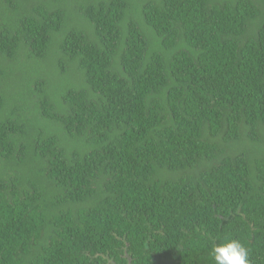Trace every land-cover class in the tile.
<instances>
[{
    "label": "trees",
    "instance_id": "obj_1",
    "mask_svg": "<svg viewBox=\"0 0 264 264\" xmlns=\"http://www.w3.org/2000/svg\"><path fill=\"white\" fill-rule=\"evenodd\" d=\"M84 1L0 0V264H264V0ZM54 39L86 83L12 107Z\"/></svg>",
    "mask_w": 264,
    "mask_h": 264
},
{
    "label": "rangeland",
    "instance_id": "obj_2",
    "mask_svg": "<svg viewBox=\"0 0 264 264\" xmlns=\"http://www.w3.org/2000/svg\"><path fill=\"white\" fill-rule=\"evenodd\" d=\"M84 0H31L32 5L37 4H45L46 7L52 10L59 9H66L68 7V15H74L76 12V9L79 5L84 3ZM74 7V9H72ZM71 8V9H70ZM71 10V11H69ZM8 15V11H7ZM76 25L78 26L81 24V27L84 28V22L81 19L75 20ZM68 27L64 28L67 29ZM57 40H53L50 47V55L45 61L42 60H36V61H29L27 64H23L24 57L21 56L18 61H14L10 63L7 67V87L9 85V82L13 79L20 85H15L14 88L9 89L8 97L10 99L9 105L12 107H16L18 105H21V100H32L33 106L36 105V102L39 99H36V96L34 94H31V88L34 86V84H31V79L36 80L37 77L43 78V75H46V77H49L53 83H55L51 90L48 92L51 93L52 96V103L55 104V106L59 109H62L64 107V104L61 103V97L60 93L64 91L65 89L72 88V89H78L79 86H83L84 82L82 78V70L79 69L77 66L72 65L70 63H67L65 65V70L63 72H60V67L57 63V59L53 57V51L56 47ZM33 72V76H31L30 73ZM10 74H13L15 76L14 78H10ZM23 74L22 76H20ZM30 75V77H28ZM19 77V78H18ZM45 78V77H44ZM0 86H4V83L0 81ZM78 86V87H77ZM31 105V104H30ZM28 108V106H26ZM37 107H35V110ZM30 120L29 122L32 123ZM28 122V123H29ZM38 122L41 126H44L48 131H54L55 128L60 129V125L58 122L54 120H44L41 118H38ZM38 125V124H37Z\"/></svg>",
    "mask_w": 264,
    "mask_h": 264
},
{
    "label": "clouds",
    "instance_id": "obj_3",
    "mask_svg": "<svg viewBox=\"0 0 264 264\" xmlns=\"http://www.w3.org/2000/svg\"><path fill=\"white\" fill-rule=\"evenodd\" d=\"M211 256L215 264H250L248 249L239 239L225 238L214 243Z\"/></svg>",
    "mask_w": 264,
    "mask_h": 264
}]
</instances>
